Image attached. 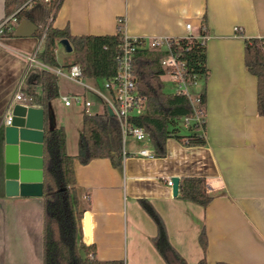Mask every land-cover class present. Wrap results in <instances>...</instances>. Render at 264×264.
<instances>
[{"label":"crops","instance_id":"crops-1","mask_svg":"<svg viewBox=\"0 0 264 264\" xmlns=\"http://www.w3.org/2000/svg\"><path fill=\"white\" fill-rule=\"evenodd\" d=\"M54 11L48 22L32 11V21L42 27L52 20L74 35L116 33L122 21L130 37L191 34L206 45L208 73L190 86V92L205 95L204 145H184L169 137L165 156L144 157L132 153L142 145L152 147L149 141L125 144L131 154L118 168L107 157L86 164L75 159L83 234L87 211L96 258L168 264L153 242L156 224L139 202L146 198L162 215L171 244L187 263L205 256L210 264H264V116L257 110V77L244 56L245 38L264 37V0H60ZM5 16V0H0V20ZM35 32L0 36V264H43V197L7 195L3 177V118L16 103L15 93L25 88L29 71L41 63L36 54L44 34ZM56 57L63 69L75 63L73 49L67 51L60 42ZM63 77L78 87L63 86L58 76L59 96L49 101L47 126L63 125L67 151L76 155L87 110L79 103L65 105L61 96L79 93L92 101L88 112L105 109L93 101L95 93ZM59 98L62 111L54 103ZM29 104L41 107L33 98ZM186 176L207 179L213 198L206 207L173 194L167 180ZM203 228L206 252L199 241Z\"/></svg>","mask_w":264,"mask_h":264},{"label":"trees","instance_id":"trees-1","mask_svg":"<svg viewBox=\"0 0 264 264\" xmlns=\"http://www.w3.org/2000/svg\"><path fill=\"white\" fill-rule=\"evenodd\" d=\"M26 0H5V14L10 15ZM60 0H53L52 5L37 3L30 9L16 12L17 18L34 20L32 11L43 8L42 14L48 22L54 7ZM54 6V7H53ZM55 9V11H56ZM54 11V14H55ZM204 25L206 16L203 19ZM206 26V25H205ZM122 29V21L119 23ZM122 30L111 34H72L68 27L59 28L52 20L45 26H39L35 33L43 36L42 48L37 58L50 66H57V43L67 38L73 48L75 63L81 65L85 78L95 80L109 78L117 71V54ZM14 30L5 35H13ZM180 57L186 60L187 77L208 73L205 42L193 35L177 37L171 40ZM164 50L140 48L134 55V71L140 91L146 95L148 110L142 115L133 116L131 121L145 128L149 135L155 156H165L166 141L174 137L184 145H204L205 119L193 122L187 132L181 131L180 119L192 117L194 109L190 99L183 92H165L162 75L165 70L160 64ZM245 64L257 77V110L264 116V37L245 38ZM25 94L32 96L34 103L44 109V223H43V264H124L122 259L100 260L95 256V244L83 241L81 220L83 210L76 189L74 161L89 163L92 159L107 157L114 167L122 165L123 138L118 119L108 109L103 112L85 111L82 117V130L79 135V150L76 155L69 154L66 147V131L63 125L47 126L49 101L59 96L58 76L43 68L29 71ZM204 113L205 95L200 94ZM177 196L197 202L206 207L212 200L209 183L202 176L179 178ZM141 206L153 219L157 233L153 242L168 264H189L173 247L169 240L166 223L157 208L146 198L139 199ZM204 252L208 246L205 228L199 235ZM82 251V252H81ZM194 264H210L203 256ZM213 264H232L219 260Z\"/></svg>","mask_w":264,"mask_h":264},{"label":"built area","instance_id":"built-area-1","mask_svg":"<svg viewBox=\"0 0 264 264\" xmlns=\"http://www.w3.org/2000/svg\"><path fill=\"white\" fill-rule=\"evenodd\" d=\"M37 3H46L52 5L53 0H26L19 8H17L10 15H6L0 20V36L4 35L7 31L15 29L19 23L16 12L23 9H30ZM54 7V6H53ZM54 7L53 10H55ZM186 28L191 29V23H186ZM236 30L239 27H235ZM120 34V43L117 54V71L109 77L102 79L104 89L95 84H90L86 81L83 75L81 65L74 63L69 67L63 69L60 66H50L43 62L38 64L39 68L47 69L53 72L57 76H66L69 79L81 84L84 88L92 91L98 95L104 103V108L109 107L113 111L118 119L122 138H123V154L129 155L125 150V144L128 138H132L137 142L149 141L148 132L144 127L137 125L131 121L133 116L142 115L148 110L147 97L143 94L138 86L137 77L134 71V55L140 48H147L149 50H164L165 54L160 58V64L165 70L168 69L171 80L173 83L172 92H183L190 99L194 109V115L192 117L184 116L180 120L183 121V125L188 127L192 122H201L203 118L202 100L200 94L192 96L190 92V86L193 85L198 76H194L192 79L187 77V63L186 60L180 57L177 48L172 46L171 40L177 37L158 36V37H130L127 36L123 29ZM202 36L206 37L207 27L202 24ZM187 34L184 37H189ZM61 100L65 105H71L72 103H79L84 105L85 110H89L92 105V101L79 93L64 94L61 96ZM15 102H22L29 104L32 101V96L25 94L22 89H19L15 93ZM14 102L10 104L6 115L3 118V124L11 123V112ZM137 156L153 157L155 156L154 149L147 145L140 146L136 152L132 153ZM167 183L173 185L172 179H168Z\"/></svg>","mask_w":264,"mask_h":264},{"label":"water","instance_id":"water-1","mask_svg":"<svg viewBox=\"0 0 264 264\" xmlns=\"http://www.w3.org/2000/svg\"><path fill=\"white\" fill-rule=\"evenodd\" d=\"M38 29L29 18H23L14 29L15 36H28ZM67 51L73 48L67 38L59 41ZM108 112L113 115L109 107ZM44 124L42 107L16 102L12 107L11 123H2L4 136L3 177L7 195H43L44 193ZM172 191L178 192L179 177L172 178ZM83 241L91 243V220L84 213Z\"/></svg>","mask_w":264,"mask_h":264},{"label":"rangeland","instance_id":"rangeland-1","mask_svg":"<svg viewBox=\"0 0 264 264\" xmlns=\"http://www.w3.org/2000/svg\"><path fill=\"white\" fill-rule=\"evenodd\" d=\"M33 11H35L37 13L38 17H40L41 20L44 19V16L42 14L43 8L36 7ZM162 79H163L164 84H165L164 91L165 92H168V93L169 92H172V90H173V83H172V80H171V75H170V73H169V71H168L167 68H165V73L162 75ZM59 81H60L61 84H63V86L69 85L71 87L73 86V88H77L78 87L77 84H72L70 82L68 83L63 76H59ZM94 83L97 84L102 89H104V86H103V83H102L101 79H99L97 82H94ZM191 94H192V96L195 95V93H193V91H191ZM93 96H94L93 97V101H95L96 104H99V108H101V109L104 110L105 108H104V103L102 102V99L98 95H93ZM54 103H55L57 109L59 111H62L61 109H62L63 106H62V101L60 100V98L59 99H56L54 101ZM72 105H74V104H72ZM63 108H65V107H63ZM70 108H72V106H70ZM96 108H98V107H96ZM96 108H94V109L95 110H98L99 109V108L98 109H96ZM64 111H66V110H64ZM179 122H180L179 124H180L181 131H183V132L186 131L187 130V127H185L183 125L184 124L183 121L180 120ZM135 142H137V141H135L132 138H128L126 145L129 147L130 145H132Z\"/></svg>","mask_w":264,"mask_h":264}]
</instances>
